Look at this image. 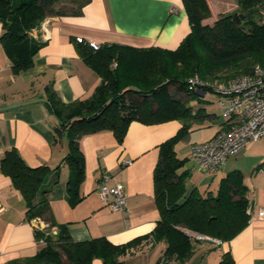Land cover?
<instances>
[{
  "label": "crops",
  "instance_id": "1",
  "mask_svg": "<svg viewBox=\"0 0 264 264\" xmlns=\"http://www.w3.org/2000/svg\"><path fill=\"white\" fill-rule=\"evenodd\" d=\"M208 3L211 16L204 23L213 24L221 6L216 3L212 7L211 0ZM226 3L232 5L231 0ZM43 24L31 34L45 43L34 65L19 74L14 73L0 43V264H28L26 260L42 247L36 239L34 223L26 218L22 193L1 169V159L10 148H16L30 166H50L44 196L56 226L68 224L75 241L106 237L115 244H124L144 237L140 245L121 257L124 264H219L226 251L232 252L236 264H264V216L259 217V211L264 209V145L260 144L264 136L247 143L224 163L235 156L228 165L230 171L240 169L244 173L248 226L235 239L219 246L208 240L192 241L193 251L184 260L166 256V241L153 238L160 219L154 183L160 145L176 134L182 121L134 120L123 142L110 129L82 136L85 178L79 191L83 198L76 205L70 201L69 167L63 161L68 145L65 139L56 138L57 120L46 104L45 87L52 85L64 101L73 102L92 96L102 82V77L80 55L77 37L99 44L177 48L191 31L183 0H90L81 14L49 16ZM2 31L0 22V36ZM176 92L196 114L192 128L210 127L205 137H190L191 146L229 125L228 117L221 118L200 105L207 101L208 91L198 89L194 95ZM104 174L110 175L108 185L124 184L126 211H114L100 193ZM94 264L103 262L96 258Z\"/></svg>",
  "mask_w": 264,
  "mask_h": 264
},
{
  "label": "trees",
  "instance_id": "2",
  "mask_svg": "<svg viewBox=\"0 0 264 264\" xmlns=\"http://www.w3.org/2000/svg\"><path fill=\"white\" fill-rule=\"evenodd\" d=\"M62 1L0 0V43L15 74L34 65L35 56L45 43L31 34L32 29L49 16L81 14L90 0L71 8L57 6ZM236 1L234 11L209 24L204 23L211 16L208 0H183L191 31L175 49L105 43L95 50L78 41L80 55L102 77L93 95L66 102L52 85L45 87L46 104L57 120L56 138L65 139L68 145L63 161L69 167L67 190L72 205L83 198L79 191L85 178L82 136L110 129L123 142L134 120L182 121L176 134L161 143L154 170L160 219L153 238L166 241L165 255L179 260L189 257L192 241H198L186 234V229L220 239L221 244L213 242L219 246L239 236L250 220L248 186L240 169L229 171L221 179L217 193L203 194L197 186L187 189L191 168L186 167L188 158L177 155L176 146L197 117L186 101L169 90L174 85L177 90L194 95L196 90H189L187 83L192 76L208 83L224 82L250 73L256 64L264 66V0ZM114 62L116 66L112 67ZM202 89L212 90L210 86ZM1 169L22 193L26 218L41 217L51 226L56 225L43 187L50 166H30L16 148H10L1 159ZM58 226L56 234L36 228V239H44L45 245L26 260L28 264H63L62 254L71 264H94L96 258L103 264H124L121 257L144 239L140 236L124 244H115L106 237L75 241L68 224ZM219 264H236L232 252H224Z\"/></svg>",
  "mask_w": 264,
  "mask_h": 264
},
{
  "label": "built area",
  "instance_id": "3",
  "mask_svg": "<svg viewBox=\"0 0 264 264\" xmlns=\"http://www.w3.org/2000/svg\"><path fill=\"white\" fill-rule=\"evenodd\" d=\"M44 23V21H43ZM40 26H44V24ZM77 41L88 43L98 50L101 44L77 37ZM116 63H112L115 67ZM189 90L210 86L219 95L223 115L229 118V125L219 129L210 139L192 145V158L198 166L208 173H217L225 161L247 143L264 136V66L256 64L250 73H244L228 81L208 83L195 75L187 80ZM126 160L125 163H130ZM109 174H104L99 186L100 193L114 211L127 210V195L122 182L110 186L107 184ZM264 216V209L259 217ZM37 229L56 234L58 227L51 226L41 217L31 219ZM192 239L208 240L221 244V240L186 229ZM41 246L45 240L41 239Z\"/></svg>",
  "mask_w": 264,
  "mask_h": 264
},
{
  "label": "rangeland",
  "instance_id": "4",
  "mask_svg": "<svg viewBox=\"0 0 264 264\" xmlns=\"http://www.w3.org/2000/svg\"><path fill=\"white\" fill-rule=\"evenodd\" d=\"M226 1L227 0H220V1L219 0L218 1L217 0H211V2H212L211 6L212 7L216 3L219 6H221L220 7L221 13L219 14V16L224 14V13L232 12L237 8V1L236 0H234V1L231 0L232 5H230L229 3H226ZM81 2H83V0H64V1L60 2L57 6H59V7L63 6V7L71 8V7H77L79 4H81ZM261 20L264 22V9H263V15H262ZM39 27H36V28H39ZM36 28H34V29H36ZM34 29H32L31 32ZM217 80H223V79L218 78ZM169 90L171 93H173L175 96L178 97L179 94L176 92L177 86L172 85ZM206 98H207V101L200 102V105H202L203 107H206L208 109H212V111H215L216 114H218L221 118H223V110H222V107H221V104H220V101H219V98H218L216 92H214L212 90L208 91V95ZM208 128H210V127L206 126V127H202V128H199V127L192 128L187 133V135L185 136L186 138H182L176 146L178 156L182 159L188 158V160L186 162V167L191 168L192 173L187 180V185H186L187 189L191 190L194 186H197L203 194H208V192L217 193L221 179L223 177H225L230 171V168L228 166L230 161L235 159V156L230 158L227 161V163L224 164L222 166V168L219 170V172H217V173L205 172V170L201 169L198 166V164L192 158V155H191L192 146H191V143L189 142L188 139H190V137H193L195 139H199L200 137H205L208 133L205 130H209ZM260 144L264 145V137L260 140ZM62 260H63V264H71L65 254H62Z\"/></svg>",
  "mask_w": 264,
  "mask_h": 264
}]
</instances>
